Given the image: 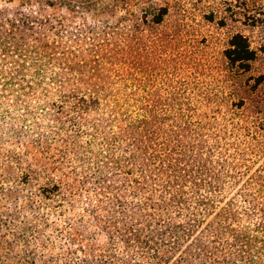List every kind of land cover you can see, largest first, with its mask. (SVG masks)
Segmentation results:
<instances>
[{
	"label": "trees",
	"instance_id": "obj_1",
	"mask_svg": "<svg viewBox=\"0 0 264 264\" xmlns=\"http://www.w3.org/2000/svg\"><path fill=\"white\" fill-rule=\"evenodd\" d=\"M139 2L0 0V264H264L244 101L203 81L214 11ZM222 58L230 81L257 50Z\"/></svg>",
	"mask_w": 264,
	"mask_h": 264
},
{
	"label": "rangeland",
	"instance_id": "obj_2",
	"mask_svg": "<svg viewBox=\"0 0 264 264\" xmlns=\"http://www.w3.org/2000/svg\"><path fill=\"white\" fill-rule=\"evenodd\" d=\"M83 2H96L99 7H111L121 5L124 0H77ZM164 0H140L139 3L148 5L161 4ZM173 1V0H170ZM187 5V16L191 25L200 21L203 11H214L217 25L205 28L207 38L205 56L214 58L219 63L220 69H216L212 75H208L203 81L209 84L214 81L219 74L217 89L225 98L226 95L233 93V100L239 105L240 99L243 108L237 106L232 108L224 105L222 112L232 116L235 121L236 147H245V143L256 151L255 165L253 172L264 167V80L263 84L255 91L253 85L256 78L264 77V0H184ZM19 2H16V5ZM203 9V10H202ZM201 10V11H200ZM116 11V10H115ZM194 28V27H193ZM201 29L195 27L193 33L200 32ZM236 33H242L252 43V48L257 50V59L252 64L251 72L239 77H231L230 81L226 77L222 51L228 45V39ZM217 75V76H216ZM226 93V94H225ZM229 93V94H228ZM220 95V93H219ZM226 99V98H225ZM228 100V99H227ZM233 114L236 116L234 117ZM249 133V138L245 137ZM264 174V170H263Z\"/></svg>",
	"mask_w": 264,
	"mask_h": 264
}]
</instances>
